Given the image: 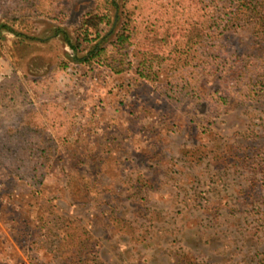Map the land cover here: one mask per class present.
<instances>
[{
	"label": "rangeland",
	"instance_id": "1",
	"mask_svg": "<svg viewBox=\"0 0 264 264\" xmlns=\"http://www.w3.org/2000/svg\"><path fill=\"white\" fill-rule=\"evenodd\" d=\"M240 3L0 0V264H264V5Z\"/></svg>",
	"mask_w": 264,
	"mask_h": 264
},
{
	"label": "trees",
	"instance_id": "2",
	"mask_svg": "<svg viewBox=\"0 0 264 264\" xmlns=\"http://www.w3.org/2000/svg\"><path fill=\"white\" fill-rule=\"evenodd\" d=\"M239 2H241L240 4L246 6L248 9H256V8L264 5V0H239ZM112 4L116 8L115 10H117V11L119 10L118 14L116 15V16H118V19H119V16H120L121 12H123V10L122 11L120 10V5L118 3H116L115 1H113ZM123 6H125V3L123 4ZM124 11H126L125 8H124ZM106 12H107L106 14H101V15L90 14L82 21L81 26L79 27L78 33L76 35L77 36V44L70 43L74 49L81 51L84 49V48H82L84 44H86V46H87L92 41H94L95 38H99L101 36L100 32H96L95 35H93V32H94L93 30H96L98 28V25L101 22H103L105 20V18H109L108 11L106 10ZM235 17H236V15L232 14V15L226 17L225 20L227 22H230ZM262 25H264V24H262ZM135 34H137L136 29H134V28L132 29L129 26V22L124 21L122 23V27H121L120 31L114 35V39H113L111 44L117 48L118 47L119 48H127L133 43L131 38ZM110 35H111V33L109 35L103 36L101 41L96 43L85 55L80 57V59L82 61H85V62H94V63H98V64L104 63V60L106 58L105 56H107V54H108L107 53L108 47L104 44V41ZM263 60H264V58H263ZM142 63L145 64V59H144V61H142ZM257 82L263 84L264 76H262V78L260 77V79L257 80ZM185 88H187V87L183 84H179V83L175 84L174 82H170V88H168V91H169L170 95L174 96L173 101L179 102V99H178L179 95L184 90H185L184 93L188 94V92H189L190 94H192V96L196 97V94H195V93H197V91H195L196 89H190L189 91H186L187 89H185ZM19 91H21V92L24 91V88L22 85L19 87ZM0 100H1V97H0ZM33 134H34V135H32L33 138H31L33 141H36L37 139H39L41 137L39 135V133H37V132H35ZM46 143L47 144L51 143L52 145L53 144L55 145V139L50 136L47 139ZM38 145H40L39 142H38ZM35 151H37V150H34L32 148L30 150V153H35Z\"/></svg>",
	"mask_w": 264,
	"mask_h": 264
},
{
	"label": "crops",
	"instance_id": "3",
	"mask_svg": "<svg viewBox=\"0 0 264 264\" xmlns=\"http://www.w3.org/2000/svg\"><path fill=\"white\" fill-rule=\"evenodd\" d=\"M106 69L109 70L108 67H106ZM106 69H102V70H106ZM106 72L110 73L111 71H106ZM49 137H50V136H48V138H49ZM51 137L53 138V136H51Z\"/></svg>",
	"mask_w": 264,
	"mask_h": 264
}]
</instances>
